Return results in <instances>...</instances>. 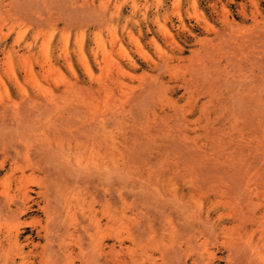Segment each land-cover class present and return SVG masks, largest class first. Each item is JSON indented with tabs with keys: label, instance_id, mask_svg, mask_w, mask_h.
Instances as JSON below:
<instances>
[{
	"label": "rangeland",
	"instance_id": "1",
	"mask_svg": "<svg viewBox=\"0 0 264 264\" xmlns=\"http://www.w3.org/2000/svg\"><path fill=\"white\" fill-rule=\"evenodd\" d=\"M0 264H264V0H0Z\"/></svg>",
	"mask_w": 264,
	"mask_h": 264
},
{
	"label": "bare ground",
	"instance_id": "2",
	"mask_svg": "<svg viewBox=\"0 0 264 264\" xmlns=\"http://www.w3.org/2000/svg\"><path fill=\"white\" fill-rule=\"evenodd\" d=\"M77 172V171H76ZM83 179H86V178H83ZM88 179V178H87ZM24 195V194H23ZM25 195H26V192H25ZM27 196H28V194H27ZM26 196V197H27ZM25 198V197H24ZM26 199V198H25ZM110 206V205H109ZM67 208V207H66ZM69 209V208H68ZM96 216V215H95ZM96 219V218H95ZM17 238V237H16ZM12 239V238H11ZM10 240V239H9ZM198 260V259H197Z\"/></svg>",
	"mask_w": 264,
	"mask_h": 264
}]
</instances>
